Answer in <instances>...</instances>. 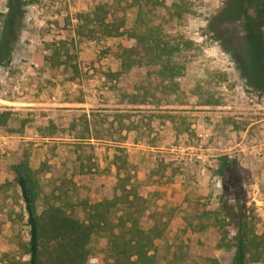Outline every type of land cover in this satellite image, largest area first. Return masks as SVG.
I'll list each match as a JSON object with an SVG mask.
<instances>
[{
	"label": "rangeland",
	"instance_id": "1",
	"mask_svg": "<svg viewBox=\"0 0 264 264\" xmlns=\"http://www.w3.org/2000/svg\"><path fill=\"white\" fill-rule=\"evenodd\" d=\"M239 1L186 0L189 14L166 26L165 40L175 61L195 66L203 80L169 91L145 69L122 72L115 60L133 43L127 34L90 41L73 32L76 18L97 5L110 21L131 19L128 0H0V114L10 113L0 126V264L21 258L18 243L29 234L12 170L25 157L61 176H41L40 205L50 198L81 220L79 203L99 189L72 175H115L125 157L142 223L168 225L156 242L162 263L232 264L235 249L226 245L235 230L212 215L222 211L217 170L229 156L239 163L247 217L264 232V67H251L264 64V0L246 8ZM124 211L119 206L114 221ZM198 221L213 225L198 233L189 224ZM90 251L110 261L109 236L96 235Z\"/></svg>",
	"mask_w": 264,
	"mask_h": 264
},
{
	"label": "trees",
	"instance_id": "2",
	"mask_svg": "<svg viewBox=\"0 0 264 264\" xmlns=\"http://www.w3.org/2000/svg\"><path fill=\"white\" fill-rule=\"evenodd\" d=\"M128 1L129 8L133 11L131 19L110 21L105 7L97 5L92 11L76 18L78 24L73 32L90 41L99 37L117 38L127 34V41L133 43L125 47L115 60L120 64L122 72L145 69L148 77L159 79L169 91L185 90L187 79L195 82L203 80L198 71H194L195 66L175 61L177 49L170 47L165 40L166 26L189 14L186 0H177L171 6H168L167 0ZM239 2L242 8H246L250 0ZM255 26L256 24L249 22L253 35L256 32ZM253 35H250L248 43L255 51L256 43L251 42ZM262 59L258 64L250 66L263 69ZM113 76L119 80L121 73ZM9 118L10 113L0 114V126H6ZM122 129L130 130V127ZM117 158L115 175L106 172L90 174L84 168L72 175L75 183L99 189L95 198L79 203L86 214L84 220L68 213L50 198L45 200L44 205H40V178L45 173L53 172L56 175L55 167L44 163L40 169L35 170L27 157L14 165V181L23 203L19 219L26 220L29 234L26 239L19 240L21 258H8L6 264H163L157 253L156 242L167 232L168 225L157 219H153L151 225L142 223L143 212L138 206L141 199L135 192L127 160L125 157ZM218 166L220 192L225 200L220 214L212 215L216 216L217 225L225 226L223 222L228 221L235 230L233 243L226 245L235 249L232 264L260 263L264 258V232L257 234L253 222L247 217V196L239 173V163L229 156H223ZM60 178L57 174L56 179ZM119 206L124 207L125 211L114 221L113 215ZM209 215L211 213L206 214ZM221 215L223 219L220 218ZM194 222L189 224L198 233L207 232L210 225H213ZM98 234L109 236L110 261L91 254V241ZM210 261L212 264H221L215 258Z\"/></svg>",
	"mask_w": 264,
	"mask_h": 264
},
{
	"label": "built area",
	"instance_id": "3",
	"mask_svg": "<svg viewBox=\"0 0 264 264\" xmlns=\"http://www.w3.org/2000/svg\"><path fill=\"white\" fill-rule=\"evenodd\" d=\"M208 135H205V137H207Z\"/></svg>",
	"mask_w": 264,
	"mask_h": 264
}]
</instances>
